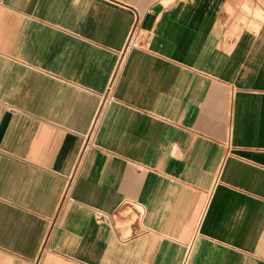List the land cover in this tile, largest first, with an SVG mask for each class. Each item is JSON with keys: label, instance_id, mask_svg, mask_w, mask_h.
Returning a JSON list of instances; mask_svg holds the SVG:
<instances>
[{"label": "crops", "instance_id": "1", "mask_svg": "<svg viewBox=\"0 0 264 264\" xmlns=\"http://www.w3.org/2000/svg\"><path fill=\"white\" fill-rule=\"evenodd\" d=\"M0 264H264V0H0Z\"/></svg>", "mask_w": 264, "mask_h": 264}]
</instances>
